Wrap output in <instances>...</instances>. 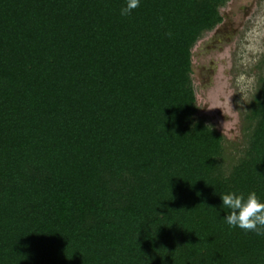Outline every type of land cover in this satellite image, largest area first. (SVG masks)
Here are the masks:
<instances>
[{
  "label": "trees",
  "instance_id": "obj_1",
  "mask_svg": "<svg viewBox=\"0 0 264 264\" xmlns=\"http://www.w3.org/2000/svg\"><path fill=\"white\" fill-rule=\"evenodd\" d=\"M227 0H0V264H264V77L228 161L190 49ZM264 231V229H262Z\"/></svg>",
  "mask_w": 264,
  "mask_h": 264
},
{
  "label": "rangeland",
  "instance_id": "obj_2",
  "mask_svg": "<svg viewBox=\"0 0 264 264\" xmlns=\"http://www.w3.org/2000/svg\"><path fill=\"white\" fill-rule=\"evenodd\" d=\"M221 21L190 49L195 117L223 136L228 161L242 144V116L264 77V0H227Z\"/></svg>",
  "mask_w": 264,
  "mask_h": 264
},
{
  "label": "clouds",
  "instance_id": "obj_3",
  "mask_svg": "<svg viewBox=\"0 0 264 264\" xmlns=\"http://www.w3.org/2000/svg\"><path fill=\"white\" fill-rule=\"evenodd\" d=\"M139 6V0H126V6L121 9V15H128ZM222 206L229 210L226 221L229 226L239 227L245 231H255L264 234V202L255 191L247 194L228 192L220 195Z\"/></svg>",
  "mask_w": 264,
  "mask_h": 264
}]
</instances>
